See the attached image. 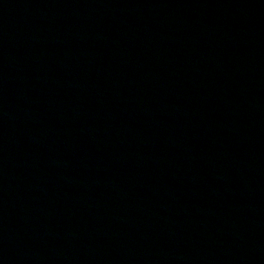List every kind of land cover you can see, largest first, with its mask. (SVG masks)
Instances as JSON below:
<instances>
[{"label": "water", "instance_id": "95a60500", "mask_svg": "<svg viewBox=\"0 0 264 264\" xmlns=\"http://www.w3.org/2000/svg\"><path fill=\"white\" fill-rule=\"evenodd\" d=\"M79 264H264V0H0Z\"/></svg>", "mask_w": 264, "mask_h": 264}]
</instances>
